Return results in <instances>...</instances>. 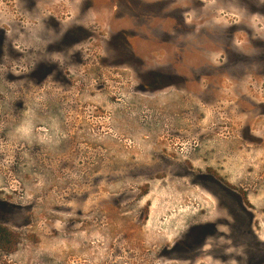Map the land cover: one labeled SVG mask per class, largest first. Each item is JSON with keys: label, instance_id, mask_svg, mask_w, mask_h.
I'll return each mask as SVG.
<instances>
[{"label": "rangeland", "instance_id": "1", "mask_svg": "<svg viewBox=\"0 0 264 264\" xmlns=\"http://www.w3.org/2000/svg\"><path fill=\"white\" fill-rule=\"evenodd\" d=\"M89 1L83 24L79 0L44 1L57 27L0 21V224L17 238L0 264H191L161 253L217 220L231 247L241 209L263 240L264 116L230 87L142 88L175 72L120 50V0ZM212 242L194 264H225Z\"/></svg>", "mask_w": 264, "mask_h": 264}, {"label": "flooded vegetation", "instance_id": "2", "mask_svg": "<svg viewBox=\"0 0 264 264\" xmlns=\"http://www.w3.org/2000/svg\"><path fill=\"white\" fill-rule=\"evenodd\" d=\"M44 1L0 0V21L3 24H32L33 21L49 20L56 22L54 26L57 27V22L61 21L60 14L48 12L50 17H46L40 9ZM91 3L79 0L72 17L75 24L88 20L83 14L92 9ZM118 3L116 19L120 21L117 34L120 50L140 57V68L147 66L145 58L162 55L166 57L163 63L166 62L168 68L175 72L164 77L165 80L149 82L142 88L162 90L178 86L188 88L195 84L219 96L223 87H230L235 109L239 102H245L264 116V0H120ZM103 9L108 11L109 7ZM35 12L39 13L38 18L29 16ZM79 30H83L82 27ZM0 35H4V30ZM252 68L257 74L255 82L245 79L252 73ZM156 76L154 74L153 78ZM255 86L257 91L253 93L251 89ZM247 137L252 142L258 141ZM230 196L239 201L235 195ZM241 210L243 225L239 232L236 214L229 213V221L234 224L231 247L224 246L219 232V225L226 222L217 220L188 227L186 238L182 237L183 240L176 242L171 251L164 250L161 255L177 251L184 260L194 264L197 250L212 238L215 245L213 257L222 263L264 264V239L261 240L258 230L255 232L257 225L253 214ZM145 216L143 212L140 223L144 222Z\"/></svg>", "mask_w": 264, "mask_h": 264}, {"label": "trees", "instance_id": "3", "mask_svg": "<svg viewBox=\"0 0 264 264\" xmlns=\"http://www.w3.org/2000/svg\"><path fill=\"white\" fill-rule=\"evenodd\" d=\"M165 80L164 77L157 75L156 77L150 78V82H159ZM16 236L7 228L0 225V250L11 251L15 245Z\"/></svg>", "mask_w": 264, "mask_h": 264}]
</instances>
